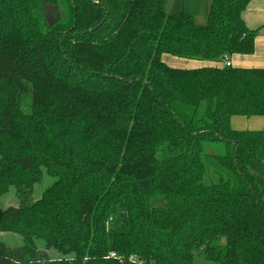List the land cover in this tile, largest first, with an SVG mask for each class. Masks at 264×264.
I'll return each instance as SVG.
<instances>
[{
	"label": "trees",
	"instance_id": "trees-1",
	"mask_svg": "<svg viewBox=\"0 0 264 264\" xmlns=\"http://www.w3.org/2000/svg\"><path fill=\"white\" fill-rule=\"evenodd\" d=\"M169 1L0 0V264H264V68L164 60L254 53L252 0Z\"/></svg>",
	"mask_w": 264,
	"mask_h": 264
},
{
	"label": "crops",
	"instance_id": "crops-1",
	"mask_svg": "<svg viewBox=\"0 0 264 264\" xmlns=\"http://www.w3.org/2000/svg\"><path fill=\"white\" fill-rule=\"evenodd\" d=\"M212 2V0H211ZM169 3V2H168ZM211 6V4H210ZM181 11L194 16L196 22L204 25L208 21L210 7L207 0L198 1L197 4L191 0L185 2V7ZM179 11V12H181ZM178 13V12H177ZM243 18L250 29L258 30L259 33L255 39V52L249 55L234 54L226 60L231 66L242 68H264V0H252L243 12ZM165 61L174 67H199L203 65L224 66L226 61L222 62H201L197 60H187L173 56H165ZM167 59V60H166ZM232 126L239 130H264V116H242L235 115L232 117Z\"/></svg>",
	"mask_w": 264,
	"mask_h": 264
},
{
	"label": "rangeland",
	"instance_id": "rangeland-1",
	"mask_svg": "<svg viewBox=\"0 0 264 264\" xmlns=\"http://www.w3.org/2000/svg\"><path fill=\"white\" fill-rule=\"evenodd\" d=\"M191 0H170L168 5H167V10L170 13H177L184 9L185 7V2L189 3ZM194 4H197L198 1L201 0H192ZM207 4L210 7L211 0H207ZM52 19V17L50 16ZM167 56V55H165ZM164 56V58H165ZM165 60V59H164ZM167 60V59H166ZM170 65V63H168ZM172 66V65H171ZM210 178H214V174L211 172L210 173ZM55 180L54 177H52L49 174H44L43 179L35 184V198L38 199L42 195L43 191L53 183ZM18 194L16 192V188L14 186H11L10 189L8 190L7 193L3 194L0 197V208H6L10 205H17L19 204V198L17 197ZM0 240L4 241L8 246L10 247H17L21 246L23 244V237L20 233L12 230H1L0 229ZM39 245L44 248V243L42 240H38ZM47 255L51 259L59 258L63 255L61 251L55 248H50L47 251ZM195 264H214L213 262H209L208 260L205 259V257L202 254H197L195 257Z\"/></svg>",
	"mask_w": 264,
	"mask_h": 264
},
{
	"label": "built area",
	"instance_id": "built-area-1",
	"mask_svg": "<svg viewBox=\"0 0 264 264\" xmlns=\"http://www.w3.org/2000/svg\"><path fill=\"white\" fill-rule=\"evenodd\" d=\"M230 64H231V63L228 62V61L225 62V65H227V66H229Z\"/></svg>",
	"mask_w": 264,
	"mask_h": 264
}]
</instances>
